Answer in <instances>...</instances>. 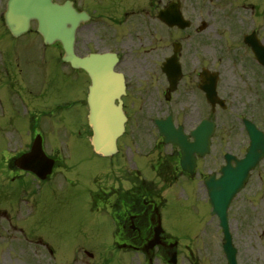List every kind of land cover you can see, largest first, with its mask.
I'll use <instances>...</instances> for the list:
<instances>
[{
    "label": "flooded vegetation",
    "instance_id": "flooded-vegetation-1",
    "mask_svg": "<svg viewBox=\"0 0 264 264\" xmlns=\"http://www.w3.org/2000/svg\"><path fill=\"white\" fill-rule=\"evenodd\" d=\"M6 1L0 0V233L21 238V244L17 241L13 251L19 258L5 260L2 254V263L29 264L36 241L32 190L40 183L34 174L32 148L36 141L40 143L53 163L45 182L60 187L78 184L74 166L78 161H72L84 143L82 113L87 108V91L82 82L86 74L62 60L59 43L46 45L36 36L35 22L30 38H13L3 17ZM70 1L78 12L89 16L77 29L76 54L109 52V57H117L116 71L123 82L117 103L126 123L118 141L123 168L112 173L108 183L95 181L87 199L92 213L111 220L106 245L73 243L62 259L74 264H121L127 259L138 264H264V224L256 226L253 217L241 216L230 205L224 229L208 197L201 194L206 158L197 157L192 173L184 171L179 147L165 143L156 125L169 118L174 128L182 127L188 135L210 114V104L199 88L201 69H187L196 57L178 54L181 72L176 86L168 78L170 72L163 69L174 44L193 42L205 49L209 31L225 8L231 11L232 1L240 28L249 29L247 33L253 32L264 44V0ZM170 5L189 22L188 28L164 24L163 11ZM202 23L204 29L199 31ZM130 153L147 159L151 179L138 163L128 161ZM44 161L43 156L38 170L46 167ZM171 195L176 202L172 216L173 224L179 226L177 234L163 228ZM38 243L53 252L40 239Z\"/></svg>",
    "mask_w": 264,
    "mask_h": 264
},
{
    "label": "rangeland",
    "instance_id": "rangeland-1",
    "mask_svg": "<svg viewBox=\"0 0 264 264\" xmlns=\"http://www.w3.org/2000/svg\"><path fill=\"white\" fill-rule=\"evenodd\" d=\"M199 5L202 6L201 3ZM225 13L231 18H226L225 14H219L221 20L209 31L205 49L202 50L198 44L191 43L184 45L182 55V57H196L187 69H195L198 65L205 63L220 73L218 93L225 99L227 107L224 110L216 107L215 111H210V118L217 125L211 139V152L206 163L211 171L217 170L224 163L222 158L224 153L229 152L237 157L243 155L248 145V138L243 131L240 117L246 116L264 131V70L255 64L250 65L247 58L250 57L249 52L235 42L238 41V29H241V23H237V15L234 12L228 13L227 9ZM25 37L30 38L31 35ZM23 39H25L24 36ZM48 52L53 54L52 50ZM201 57L203 59L206 57L207 61L202 62ZM86 82V77L83 76L84 93ZM82 114L85 115V109ZM82 131L84 143L72 161V163H75L76 159L78 161L77 187L66 185L54 189L48 183L33 186L36 201L33 216L34 231L40 237H44V240L52 246L54 253L43 252L42 248H38L32 256L33 261L29 264H73L69 260L62 259L63 252L72 246L71 244L106 245L110 222L106 216V219H100V216H92L88 213V191L92 188L96 176L105 181L108 174L117 173L123 168V154L120 153L112 158L93 154L87 144L88 133L84 129ZM132 155L133 153L128 155V161L138 163L144 169L145 177L151 179L153 174L148 168L147 159L144 156L132 157ZM169 204L171 205L170 214L164 216L163 225L170 233L177 234L176 230L179 226L173 224L172 216L176 204L174 195L169 196ZM233 205L241 216L253 217L256 226H263L264 161L251 173L246 187L237 196V201ZM10 234L5 231L0 233V264H9L2 263V254L5 260L19 258V255L13 252L17 241L10 238ZM83 235L88 236L87 241L84 240ZM77 236L79 238H76ZM121 264L138 263L127 259Z\"/></svg>",
    "mask_w": 264,
    "mask_h": 264
},
{
    "label": "water",
    "instance_id": "water-1",
    "mask_svg": "<svg viewBox=\"0 0 264 264\" xmlns=\"http://www.w3.org/2000/svg\"><path fill=\"white\" fill-rule=\"evenodd\" d=\"M5 17L6 25L14 36L26 32L29 20L36 19L38 32L44 40L48 43L60 41L65 50L64 59L74 67H82L88 73L92 82L88 95L89 124L93 132L92 145L95 151L102 155L113 153L116 138L123 130L124 121L120 107L113 103L118 97L119 84L107 64L108 57H86L84 59L74 57V34L81 17L75 12L71 3L65 2L60 5L54 3L53 0H10ZM247 44L251 46L258 62L264 66V48L259 42L250 39L247 40ZM175 69L179 71L180 68L176 66ZM176 77L177 74H175ZM209 77L210 88L207 89V96L214 105L222 101L216 97V76ZM213 126V123L199 125L192 132L194 142L187 141L179 132V140H173V142L182 147L185 156L182 163L188 161L194 153L202 155L208 151ZM246 130L250 137V147L245 158L236 160L235 165L232 166L231 156L226 155L227 165L222 170V176L217 180H211L209 196L214 210L224 213L235 193L242 188L248 172L260 158L264 157V134L249 122H246Z\"/></svg>",
    "mask_w": 264,
    "mask_h": 264
}]
</instances>
